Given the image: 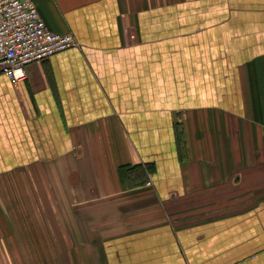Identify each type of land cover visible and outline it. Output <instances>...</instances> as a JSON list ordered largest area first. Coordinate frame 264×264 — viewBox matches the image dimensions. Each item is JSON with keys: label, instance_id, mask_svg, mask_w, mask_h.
Instances as JSON below:
<instances>
[{"label": "crops", "instance_id": "obj_1", "mask_svg": "<svg viewBox=\"0 0 264 264\" xmlns=\"http://www.w3.org/2000/svg\"><path fill=\"white\" fill-rule=\"evenodd\" d=\"M32 1L79 47L0 76V264H264V0Z\"/></svg>", "mask_w": 264, "mask_h": 264}, {"label": "built area", "instance_id": "obj_2", "mask_svg": "<svg viewBox=\"0 0 264 264\" xmlns=\"http://www.w3.org/2000/svg\"><path fill=\"white\" fill-rule=\"evenodd\" d=\"M78 47L71 34H55L45 26L32 0H0V76L24 82L28 66Z\"/></svg>", "mask_w": 264, "mask_h": 264}, {"label": "trees", "instance_id": "obj_3", "mask_svg": "<svg viewBox=\"0 0 264 264\" xmlns=\"http://www.w3.org/2000/svg\"><path fill=\"white\" fill-rule=\"evenodd\" d=\"M147 173H152V167L146 169ZM119 175L123 181L127 183L132 181L139 182L140 185L145 184L147 182V175L145 169H143L140 165L129 167L123 166L119 169Z\"/></svg>", "mask_w": 264, "mask_h": 264}]
</instances>
